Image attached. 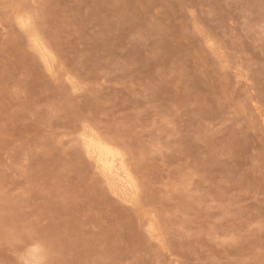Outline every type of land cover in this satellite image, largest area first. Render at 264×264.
Returning a JSON list of instances; mask_svg holds the SVG:
<instances>
[{"label": "rangeland", "instance_id": "rangeland-1", "mask_svg": "<svg viewBox=\"0 0 264 264\" xmlns=\"http://www.w3.org/2000/svg\"><path fill=\"white\" fill-rule=\"evenodd\" d=\"M0 264H264V0H0Z\"/></svg>", "mask_w": 264, "mask_h": 264}, {"label": "bare ground", "instance_id": "bare-ground-1", "mask_svg": "<svg viewBox=\"0 0 264 264\" xmlns=\"http://www.w3.org/2000/svg\"><path fill=\"white\" fill-rule=\"evenodd\" d=\"M33 45L39 52L45 54V50L40 45L38 40L33 39ZM83 142L88 154L102 170V173L110 178L111 181L116 184L115 186H117L118 189L120 188L124 196H127L130 192V184L128 181V175L124 168L122 155L114 148L106 144V142L104 143L99 139L89 136L85 138Z\"/></svg>", "mask_w": 264, "mask_h": 264}]
</instances>
